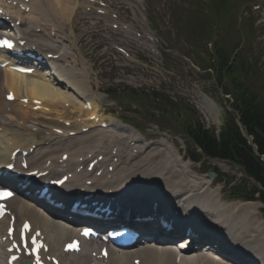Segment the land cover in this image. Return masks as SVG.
Wrapping results in <instances>:
<instances>
[{
  "label": "bare ground",
  "instance_id": "6f19581e",
  "mask_svg": "<svg viewBox=\"0 0 264 264\" xmlns=\"http://www.w3.org/2000/svg\"><path fill=\"white\" fill-rule=\"evenodd\" d=\"M11 1L23 2L24 7L30 11L25 13L19 8L6 6L8 8L7 15L12 20L7 25L11 26L12 23L16 24L20 21V26H14L13 31L17 34L20 33L23 40L28 42L26 48H35L36 55L45 56V59L48 54H52L55 59H48L52 66L51 69L45 68V72L42 74L37 70L32 76L20 75L9 67L3 69L0 66V120L2 121L0 123V140L4 142V146H0V166L10 164V158L18 147L29 150L28 148H32V145L35 144V152L27 157L30 166L27 173L49 171L48 176L43 178L44 181L56 180L62 175L71 173L73 179L65 185L68 190L85 189L86 183L91 181L92 186L88 187L108 186L106 190L118 188L114 191L118 195L143 197L150 203L161 198L165 205L156 212L161 214L160 216L165 214L166 209L173 202L178 201V207L182 208L181 214L184 215V217L181 216L182 221L193 223L201 219L204 222L202 225L211 226L210 231L206 227L207 232H202L219 247L214 246L211 242H206V246H214V250L221 251L228 256L222 264H234V262L235 264H264V224H260L255 217V206L250 203H236L232 206H214L213 204V206H206L203 200L204 191L213 186V181L207 176L194 175L193 166L179 157L174 149L172 151L171 148L174 146L168 141H153L145 144V140L133 128L114 118H104L105 112L100 108L102 96L99 93H94V87L90 86L88 72L91 67L86 64L83 58L79 59L81 60L80 64L78 61H71L69 57L71 49L68 50L62 46V42H66L67 37L63 34L64 32H59L56 28L58 34H63V37L57 39L58 35L55 34L56 39H54L51 34L48 36L41 27L49 23V26L51 24L60 30L68 25L72 29L79 7L86 9L91 5L84 0H31L28 4H25L26 0ZM40 22L45 24L41 25ZM38 29H41L40 33H38ZM6 32H10L9 28ZM8 60L10 61L6 52L0 50V64ZM67 61H71V64L67 65ZM17 64L23 65L20 62ZM34 65L37 68H44L38 63H34ZM10 92H13L16 98L13 103L5 100ZM24 99H28L27 104L22 102ZM35 101L41 102L40 111H35ZM86 102L90 103L91 110L85 108ZM66 106L70 111L65 110ZM206 106L208 107L209 104ZM69 112L71 114L68 115ZM208 112L214 118L217 117L213 106L209 107ZM70 115H72L71 118H69ZM42 119L46 123L45 129L50 131L53 128H59L58 125L70 121L73 128L70 130L74 131L75 135L71 137L68 135L70 131L65 130L62 136L56 137L52 133H47L46 130L38 129L39 133L41 131L45 135L47 133L46 137L38 141L37 135L34 134V138H32V128L27 125L33 124L34 127L39 126L40 128ZM96 119L99 121L96 122ZM103 122L107 123V130L101 129ZM25 124H27L26 128ZM47 143L48 145H46ZM68 153V161L60 162L62 156ZM92 154H94V158L102 156L109 166L113 165L117 159L116 170L113 173L106 170L100 178H97L95 174H89L87 172L88 165L85 168L83 164L92 162L89 160V156ZM18 165L22 167V162H19ZM64 168L67 172L63 174L61 170ZM81 168L84 169L78 172ZM90 177L92 179H89ZM200 177L202 178L200 179ZM157 178L161 181H157ZM129 189L132 191L131 193L128 192ZM22 193L26 192L22 191ZM41 203L43 204V202ZM63 208L53 209L50 207L47 208L49 212L43 211L37 205L19 197L12 199L9 203V209L15 215L18 226L28 220L32 224V233L41 231L49 246L46 256L59 258L61 264H91L93 260L84 252L77 258L63 253L64 244L74 238L80 230L77 228L78 224H73L72 227L63 220V217H66L67 206L63 205ZM134 213L136 212L134 211ZM9 222L10 219L7 218L0 223V264L5 263L7 255L5 248L9 246L8 243L2 242L11 225ZM72 222L88 223L86 220H76L75 218L72 219ZM109 224L111 223H103L102 226ZM143 231L144 234L148 233V238L159 243L148 245L138 251H120L114 248L111 250L108 260L101 263L133 264L135 259H141L142 264H179L177 262L178 253L173 246L164 247V244L160 243L164 233L156 235V230L152 232L151 226H144ZM94 247L90 254L95 252ZM26 261H28L27 258H22L16 264H23ZM180 264L219 263L209 259L195 258V254H184Z\"/></svg>",
  "mask_w": 264,
  "mask_h": 264
},
{
  "label": "rangeland",
  "instance_id": "374dc122",
  "mask_svg": "<svg viewBox=\"0 0 264 264\" xmlns=\"http://www.w3.org/2000/svg\"><path fill=\"white\" fill-rule=\"evenodd\" d=\"M103 1L112 14L120 16L119 21L118 19L112 20L111 16L108 18L99 17L79 7L73 22L74 28L72 26L71 29V26L68 25L60 30L51 24L49 26V23L47 25L43 23L45 24L43 25L40 22L43 25L41 27L48 36L51 34L54 39H56L55 34L58 35L57 39H61L62 35L65 34L68 39L66 37V42H62V46L65 45V48L71 49L69 51L71 61H78L80 64L81 60L79 59L83 58L86 64L91 67L88 72L90 86L94 87V93H99L102 96L100 108L105 112L106 117L139 127L143 132L140 136H144L147 141L167 140L174 146L171 148L172 151L173 149L178 151L179 157L193 166V174L196 176H208L205 172L217 169L224 182H214L213 186L206 190L207 192L204 191L203 200L206 206H232L241 203V201L231 200L232 195L227 183H225L230 178L241 181L243 174L237 167L216 160H207L204 164H193L187 159L186 139L178 134L175 126L161 122L162 126L159 127L158 119H154L132 104L122 103V101L117 103L107 94L108 91L112 92L119 89H126L127 91L131 90L130 88L144 91V93L142 92L144 97L149 96L153 91L164 93L173 100L188 104L204 126L218 131L223 125L225 110L229 109V103L223 95L222 89L215 86V71L210 70V73H206L203 71V67L211 57L208 51L211 50L209 42L212 40L208 36L211 34V27L220 24L221 15L219 12L214 7L209 9L206 8V5L203 6L204 0ZM223 1L225 6L230 8V32L228 34L232 33L235 36L238 29L246 30L249 28L247 27L249 24L250 29L252 27L256 35V45L251 44L252 52L249 56L252 59L256 58L259 68L264 70V24L259 27L255 26L258 20H264V0H248L247 4L244 5H240L239 0ZM210 2L211 0H209V4ZM255 5L261 6L260 10H255ZM110 24L128 29L113 30L112 26H108ZM56 28L59 32L64 33L59 35ZM149 30L155 33L159 39L157 40L159 46L155 48L161 53V58L155 57L149 52L150 48L154 47V44L151 43L155 42L154 40L151 42L142 40L140 42L131 34L132 31L146 33ZM222 35L215 30V38L219 39ZM240 41L244 46L246 41L244 39ZM144 42L146 44L141 46L140 43L143 44ZM117 46L125 48L129 58L117 52L114 49ZM71 61H67V63L71 64ZM138 61L142 65L134 63ZM200 94H204L210 103L209 106L214 107L217 114L216 118L211 116L205 105L201 103ZM144 108L146 107L144 106ZM123 110L134 113L135 118L126 117ZM67 111H70L69 108ZM148 113L150 112L148 111ZM69 114L71 113L69 112ZM71 117L72 115L69 116V118ZM45 124V120H40L42 130H46L44 129ZM31 125L33 124L27 126L32 127ZM58 127L64 129L60 125ZM64 130L71 131L70 129ZM46 132L49 133L48 130ZM41 133L32 132V138H34V134L38 136L37 140L46 137L47 133L46 135ZM157 179V181H161V179ZM243 184L247 185L248 189L253 186L251 182H243ZM252 204L255 206V217L260 224H264V218L260 213L261 204L259 202H252ZM142 244L136 246L134 251L147 246L146 243Z\"/></svg>",
  "mask_w": 264,
  "mask_h": 264
},
{
  "label": "trees",
  "instance_id": "16d2710c",
  "mask_svg": "<svg viewBox=\"0 0 264 264\" xmlns=\"http://www.w3.org/2000/svg\"><path fill=\"white\" fill-rule=\"evenodd\" d=\"M215 9L221 15V27L229 25L230 8L218 0H213ZM238 38V37H237ZM218 40L213 42L211 57L204 69L214 70L217 86L225 95L230 96L231 112H226L222 128L218 133L206 129L195 116L191 108L176 103L167 96L154 93L145 100L142 93L130 90L124 96H113L125 99L140 106V101L160 114L164 122L172 123L187 140L190 159L200 163L205 159L226 161L239 167L245 177L241 182L230 178L227 182L233 200L259 201L264 216V75L256 64L249 62L245 54L236 53L238 43ZM236 53V54H235ZM120 97V98H119ZM153 117H155L153 115ZM217 178L222 179L217 172ZM254 182L248 191L247 182Z\"/></svg>",
  "mask_w": 264,
  "mask_h": 264
},
{
  "label": "snow or ice",
  "instance_id": "6c2138e0",
  "mask_svg": "<svg viewBox=\"0 0 264 264\" xmlns=\"http://www.w3.org/2000/svg\"><path fill=\"white\" fill-rule=\"evenodd\" d=\"M0 45H6V46H8V47H11V46H12V45H11V42L8 41V40L0 41ZM5 195H10V194H5ZM85 234H87V233H85ZM70 247H71V246H70Z\"/></svg>",
  "mask_w": 264,
  "mask_h": 264
},
{
  "label": "water",
  "instance_id": "95a60500",
  "mask_svg": "<svg viewBox=\"0 0 264 264\" xmlns=\"http://www.w3.org/2000/svg\"><path fill=\"white\" fill-rule=\"evenodd\" d=\"M209 176H210L211 179L215 178V175L213 173H211Z\"/></svg>",
  "mask_w": 264,
  "mask_h": 264
}]
</instances>
